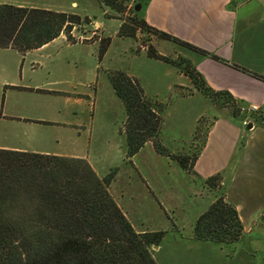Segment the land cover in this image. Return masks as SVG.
I'll list each match as a JSON object with an SVG mask.
<instances>
[{
  "label": "rangeland",
  "instance_id": "rangeland-1",
  "mask_svg": "<svg viewBox=\"0 0 264 264\" xmlns=\"http://www.w3.org/2000/svg\"><path fill=\"white\" fill-rule=\"evenodd\" d=\"M23 1L29 6L78 15L81 25L74 27L72 32L86 34L91 40L99 42L88 50H81L66 47L62 40H58L42 52L44 57L39 54L26 57L23 69L17 73L15 68H11L12 59L8 56L12 55L11 52H1L9 49L0 50V115L2 112L8 117L25 116L43 120L32 127L26 121L11 118L0 120V145L54 151L58 148V140L65 148H71L76 140L82 141L81 144L88 148L101 179L117 170L109 191L119 206L122 205L128 212L132 225L149 232L165 233L160 243L163 249L157 254L160 261H164L168 251L174 247L176 225L184 224L185 233L189 232L191 221L195 222L197 214L206 208L208 200L222 195V188L213 189L206 183L205 186L200 184L197 189L191 180V177L196 179L192 169L184 171L179 163L152 152L150 147L145 148L134 159L127 158V142L123 132L126 113L122 101L113 90L110 75L120 71L130 75L139 71L149 80L148 86L145 85L147 92L141 86L149 98L159 96L161 99L158 101L165 105L160 138L167 150L174 155L191 160L201 151L212 118L204 116L198 124L196 118L200 112L208 109L203 108L202 103L196 99L184 101L168 91L165 84L170 78L165 76V66L157 64L159 61L133 58L131 46L137 48L135 53H138L140 46L152 45L153 38H158L139 32L135 46L132 39L119 36L122 20L132 19L134 11L139 10V7H135L138 0H129L120 12L104 6L99 0ZM96 22L101 27L95 25ZM105 39H110V45L100 59V40ZM33 60L40 64L35 74L28 70ZM72 77L73 80L70 81ZM35 78L44 80L45 86L41 92L21 88L33 84L31 80ZM58 81H64L60 86L64 92L80 94L82 103L75 104L73 100L66 101L60 96L57 93L60 88ZM76 81L84 84L79 83L73 87L71 84L75 85ZM7 82H15L20 88L12 89ZM188 92L190 89L186 88L182 94ZM223 101L232 105L226 97H223ZM230 104L228 109L232 113ZM37 107H41V112L36 110ZM219 114L225 117L227 113L223 111ZM238 116L256 122L264 121V115L260 111H250L248 108ZM58 122L66 125L56 124ZM76 130L81 131V139L77 138L79 135ZM170 197L172 199L167 202ZM163 208H166V213ZM174 259L183 261L182 251L174 253Z\"/></svg>",
  "mask_w": 264,
  "mask_h": 264
},
{
  "label": "trees",
  "instance_id": "trees-1",
  "mask_svg": "<svg viewBox=\"0 0 264 264\" xmlns=\"http://www.w3.org/2000/svg\"><path fill=\"white\" fill-rule=\"evenodd\" d=\"M128 1L99 0L115 12ZM80 25L76 14L3 4L0 49L25 54L62 34L75 43L72 30ZM139 32L198 51L150 27L134 11L132 19L122 20L118 34L136 39ZM100 42L102 59L110 39ZM146 49L150 59L179 69L216 105L228 108L226 97L234 116L247 111L229 93L212 90L187 59L163 56L153 45ZM110 82L126 113L127 158L152 142L157 154L176 161L184 171L191 170L200 152L190 160L170 153L161 141L165 105L146 96L140 82L125 72L112 73ZM116 171L101 179L84 159L0 149V264H158L153 247L160 245L165 233L134 229L109 191ZM221 182L220 174L206 181L213 189L221 187ZM243 231L237 209L223 194L197 219L194 239L230 245L240 240Z\"/></svg>",
  "mask_w": 264,
  "mask_h": 264
},
{
  "label": "crops",
  "instance_id": "crops-1",
  "mask_svg": "<svg viewBox=\"0 0 264 264\" xmlns=\"http://www.w3.org/2000/svg\"><path fill=\"white\" fill-rule=\"evenodd\" d=\"M3 4L17 7L29 6L23 0H0V5ZM135 7H139L137 12L150 27L198 49L197 51L172 41L153 38L151 43L161 55L175 60L178 57L187 59L203 76L212 90L227 92L237 103L248 108L256 106L258 111L264 115V80L257 77H264V0H138ZM28 8L37 7L29 6ZM95 25L101 27L100 23L96 22ZM72 36L75 38V43L69 42L67 37L62 34L43 47L25 54H20L13 49L0 50L1 52H11L12 55H8L12 59L11 68H15L17 73L23 69L26 57L37 54L44 57L41 55L42 52L58 40H62L66 47L80 48L81 50H88L99 42V40H91L86 34L79 32L74 33L73 31ZM137 38L138 35L136 39L129 38L135 42V46L138 42ZM140 47V51L135 53L137 48L131 46L133 58L158 62L147 56L146 47ZM157 64L165 66V76L170 78L165 84L168 91L184 101L196 99L202 103L203 108L208 109L197 115L196 124L204 116L212 118L204 145L192 168V174L196 179L188 174L189 177L198 189L200 184L205 186L210 177L220 174L222 195L224 194L227 201L237 209L244 229L242 237L235 244L219 245L194 239L196 221L215 202V196L206 202V208L197 214L195 222L191 221L189 232L185 233L184 224L176 225L174 247L168 251L164 261H160V258L157 257L163 246L159 245L156 249L153 248L157 263L264 264V121L256 122L241 116H234L228 108L216 105L211 97L196 90L191 80L180 70L160 61ZM39 67L40 64L33 60L28 70L35 74ZM130 76L138 80L144 89L145 85L148 86L149 80L145 79L139 71L136 74H130ZM40 80L42 81V79L35 78L31 80L33 84H27L21 88L30 89L35 93L41 92L45 83L44 80L39 82ZM72 80L73 77L70 81ZM79 83L84 84L82 81H76L75 85H71L76 87ZM7 84L9 83L7 82ZM63 84L64 81H58L59 87ZM9 85L12 89L20 88L15 82H10ZM186 88L190 89V92L182 94ZM57 93L63 96L66 101L73 100L75 104H81L83 101L80 94L64 92L61 87L58 88ZM147 96L149 95L147 94ZM154 97L161 99L159 96ZM36 110L41 112V107H37ZM223 111L227 113L225 117L219 114ZM8 118L26 121L29 127L43 122L40 118L8 117L1 112V121ZM250 123L253 125L252 129L246 130V126ZM56 124L66 125L64 122ZM76 127L81 128L80 126ZM76 131L79 135L77 138L81 139V131ZM81 142L76 140L72 143L71 148H65L60 145V140H58L56 142L58 148L54 151L28 150L10 145H0V149L84 159L98 175L99 172L91 160L88 148H84ZM149 147L152 152L156 153L153 143L148 142L138 154ZM134 167L140 174L138 168L135 165ZM170 199L172 198H168L167 202ZM161 206L163 207L162 203ZM119 207L130 221L128 212L122 205ZM163 210L165 213L167 212L166 208ZM132 226L137 232H149L137 228L134 224ZM172 250L174 253L182 251L184 260L187 259V261H174Z\"/></svg>",
  "mask_w": 264,
  "mask_h": 264
},
{
  "label": "water",
  "instance_id": "water-1",
  "mask_svg": "<svg viewBox=\"0 0 264 264\" xmlns=\"http://www.w3.org/2000/svg\"><path fill=\"white\" fill-rule=\"evenodd\" d=\"M137 8H138V7H137ZM252 127H253V125H252V123H250V124H248V125L246 126V130H251ZM153 248L156 249L157 246H154Z\"/></svg>",
  "mask_w": 264,
  "mask_h": 264
},
{
  "label": "built area",
  "instance_id": "built-area-1",
  "mask_svg": "<svg viewBox=\"0 0 264 264\" xmlns=\"http://www.w3.org/2000/svg\"><path fill=\"white\" fill-rule=\"evenodd\" d=\"M245 1H250V0H245ZM250 111H257L258 108L256 106H253L251 108H248ZM244 111V109H242Z\"/></svg>",
  "mask_w": 264,
  "mask_h": 264
}]
</instances>
